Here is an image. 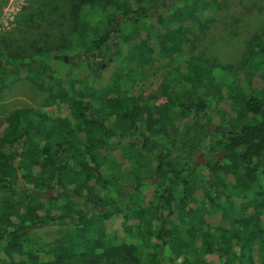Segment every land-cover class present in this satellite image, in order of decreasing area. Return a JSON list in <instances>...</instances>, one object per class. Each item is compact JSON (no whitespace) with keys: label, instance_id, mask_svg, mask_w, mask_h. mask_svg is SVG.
<instances>
[{"label":"trees","instance_id":"obj_1","mask_svg":"<svg viewBox=\"0 0 264 264\" xmlns=\"http://www.w3.org/2000/svg\"><path fill=\"white\" fill-rule=\"evenodd\" d=\"M49 2L54 23L65 19L76 35L73 58L87 56L73 61L86 65L82 78L76 70L54 75L47 63L51 52H56L52 59L64 62L70 56L56 29L44 42L34 43L35 23L42 25ZM54 2L38 1L41 20L35 8L25 13L19 21L23 45L8 50L11 67L3 70L0 60V90L30 68L35 74L31 81L48 89L60 108L55 116L19 109L0 121V264H79V259L81 264H264V33L253 42L244 67L227 69L184 58L202 19L220 0H59L61 8ZM165 2V10L159 11ZM112 32L118 42L113 55L119 60L111 55L98 64L93 53L110 51ZM8 40L1 38L2 44ZM156 56L177 65L167 86L173 93L168 90L161 102L142 106L122 90L143 78V66ZM103 71L109 73L103 76ZM94 77L100 81L98 91ZM95 112L105 119L116 116L117 130L126 125L144 130L145 148L135 142L122 145L132 152L128 158L134 168L141 169L144 161L148 174L154 171L161 178L163 205L128 203L124 208L110 200L112 130ZM211 115L220 120L217 132L205 122ZM153 148H167L177 156L167 161V155H137ZM207 149L226 153L219 162L208 163L214 182L195 169L189 177L184 165L196 150ZM154 159L161 161L157 171ZM60 184L78 192L89 189L91 196L97 191V204H112L113 209L91 218L85 210L63 206L62 194L49 200L40 196ZM75 216L78 223L71 225L67 219ZM58 220L64 221L61 226ZM46 223L65 229L39 245L34 232Z\"/></svg>","mask_w":264,"mask_h":264},{"label":"rangeland","instance_id":"obj_2","mask_svg":"<svg viewBox=\"0 0 264 264\" xmlns=\"http://www.w3.org/2000/svg\"><path fill=\"white\" fill-rule=\"evenodd\" d=\"M39 0H0V60H2V69L9 66V51H17L22 44V35L19 32V21L25 13L31 12L37 7ZM50 1V0H49ZM53 6V2L46 4L44 12ZM54 7H60L59 0H55ZM90 10V7H85L81 11V18ZM40 8H35L33 13L36 18L40 19ZM66 11L64 7L61 12ZM51 11H47V15H43L42 25L35 23L38 26V31L34 34V43L44 42L46 36L49 37L50 31L56 29L59 35L58 41L66 45L69 49L70 56L66 62L63 59H52L56 52H51L47 57V63L51 66L54 75L59 77L64 76L72 70H76V75L81 78L86 72V65H74L73 61H77V57L73 58L75 51L74 47L77 44L76 35L72 32V27L65 19H59L56 23L51 19ZM53 22V23H52ZM196 38L187 44L184 58L199 59L213 64L221 65L227 69H240L244 67V61L248 57V52L251 49L255 39L264 33V2L250 3V0H220V6L213 10L207 17L202 19L200 28L198 27ZM12 34L13 37H9ZM29 36V34H27ZM1 38L10 39L6 44H2ZM13 41V42H12ZM110 51L107 56L114 54L115 49L113 44L117 43V35L112 32ZM20 44V45H19ZM19 45V46H18ZM8 47V48H6ZM9 50V51H8ZM31 52V51H30ZM6 54V55H5ZM12 54V53H11ZM81 55V54H80ZM15 56V55H13ZM113 60L116 62L118 57ZM27 61H30L27 59ZM82 61V60H80ZM105 62V59L102 63ZM98 63V62H97ZM176 64L169 60H165L160 56L150 60L143 66V78H137L134 84L125 85L126 89L135 88L138 94L144 97H149L152 94L162 92V89L169 86L172 82V73L176 69ZM107 67V66H106ZM104 67V68H106ZM109 72L103 71L101 75L106 76ZM35 74L31 73L30 68H24L19 76H15L5 81V87L0 90V121L4 120L9 114L19 109H29L35 112H44L51 116L59 113V104L53 97V94L48 89H42L37 84L31 81V77ZM96 88L100 84L99 78H95ZM42 80H47L43 78ZM47 83V81H45ZM174 118L181 120L178 115ZM191 116L189 120H192ZM208 123L210 126L216 127L220 120L211 115ZM187 121V120H185ZM1 141V134H0ZM202 176L210 178L207 169H201L199 172ZM59 187L55 185L56 193H59ZM151 192V191H150ZM152 194V192H151ZM150 196V195H149ZM151 197V196H150ZM118 217L112 220L115 224ZM65 227L54 225L44 226L34 232V240L37 244L43 245L53 241ZM142 251V249L140 248ZM79 264L83 263V259L78 260ZM4 264V263H1Z\"/></svg>","mask_w":264,"mask_h":264},{"label":"flooded vegetation","instance_id":"obj_3","mask_svg":"<svg viewBox=\"0 0 264 264\" xmlns=\"http://www.w3.org/2000/svg\"><path fill=\"white\" fill-rule=\"evenodd\" d=\"M167 4L168 2H165L162 7L163 9H160L159 11H164ZM153 9L155 10L154 6H152V11L154 12ZM116 44L118 45V42ZM83 55L84 54H82L81 56ZM83 57L85 58L87 56L84 55ZM93 58H95L96 63L98 62V64H101L104 59L111 60V57L107 56L106 53H93ZM162 58L171 61L170 59H166L164 57ZM134 89L125 88L122 91L126 94L127 97L140 101V104L142 106H145L148 101L161 102L164 99V96L168 94V90L169 94L173 93V90L169 89V87L166 86L162 89L161 93L158 92L152 94L149 97H144L142 94H138L136 91H134ZM95 90L98 91L100 90V88L97 87L95 88ZM100 106V104H97L96 109H98ZM130 115H132V112ZM94 116L98 120L104 122L105 128H107L108 130H112V136L110 139L111 146L109 148V155L112 161L111 166H109L107 172V177L113 180L112 187L110 189V200H116L118 203L122 204L124 208L128 203L131 206L140 204L142 207H153L157 205H163V202L159 201L163 192V188L159 186V184L161 183V178L158 176V174H154V171H151V175L148 174L146 169L147 163H144V161H141V169L134 168L133 162L128 158V156L131 155L132 152L129 151V148L122 145V143L131 144L132 142H135L137 145H139L140 148H145L149 141L146 140V138H144L143 136L144 130L142 128L138 129L137 127L132 130L127 125L125 126V129L117 130L115 127L116 116H111L109 117V119H105L103 118L105 114L100 112H95ZM208 121L209 120L207 119L205 120L208 127L213 129L214 132H217V126L212 128V126L209 125ZM152 146L153 144L150 147ZM104 151L105 150H102L101 153H104ZM223 152L224 151L221 150L212 152L209 149L196 150L193 156L184 161L185 169L187 171L188 176H191V172L189 170L195 169L197 172H200L201 169L207 168L208 173L210 174L211 181L214 182V174L208 167V163L211 161L219 162L220 160L224 159L226 157V153L224 155ZM137 155L143 159H145L149 155H152L153 158H161L163 155H167V161H172V158H175L177 156V152L173 150L170 151L167 148L161 152L156 148H153L150 152L147 150H142ZM116 160L118 163H123V165L117 166ZM152 163V168L157 171L160 168L161 161L158 159H154ZM96 171L97 173H100L99 170ZM80 179L83 181V177H80ZM59 186V193H56L55 189L46 188L43 192H40L39 194L41 197L46 198L48 200L54 197H58L59 194H62V200L64 202L63 206L73 205V207L78 211L85 210L87 214H90L91 218H95L99 215L105 214L108 209H113L112 204H109L107 207H103L97 204V202L100 203V201L96 198L97 191H94V194L91 196L89 189H85L81 192H78V188L74 189L73 185L72 188L70 187V185L64 186L63 184H60ZM150 191L152 192V194ZM32 193L35 192L32 191ZM89 197H92L93 199L91 202L88 201ZM71 199H73L75 203H73ZM116 216L117 215H115V217ZM78 220L79 219L77 216L67 219V221L70 222L71 225H73L74 223H78ZM62 222L64 221L58 220L57 223L61 226ZM53 224L54 223H46L45 226Z\"/></svg>","mask_w":264,"mask_h":264},{"label":"water","instance_id":"obj_4","mask_svg":"<svg viewBox=\"0 0 264 264\" xmlns=\"http://www.w3.org/2000/svg\"><path fill=\"white\" fill-rule=\"evenodd\" d=\"M21 151H22V150H21ZM223 154L225 155V152H223ZM18 175H19L20 179L22 180V174H21L20 171H18Z\"/></svg>","mask_w":264,"mask_h":264}]
</instances>
